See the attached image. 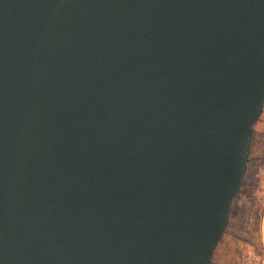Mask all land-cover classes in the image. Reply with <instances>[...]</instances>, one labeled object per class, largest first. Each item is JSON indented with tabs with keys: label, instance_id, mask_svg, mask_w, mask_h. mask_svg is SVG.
I'll return each instance as SVG.
<instances>
[{
	"label": "water",
	"instance_id": "1",
	"mask_svg": "<svg viewBox=\"0 0 264 264\" xmlns=\"http://www.w3.org/2000/svg\"><path fill=\"white\" fill-rule=\"evenodd\" d=\"M264 105V0H0V264H210Z\"/></svg>",
	"mask_w": 264,
	"mask_h": 264
},
{
	"label": "rangeland",
	"instance_id": "2",
	"mask_svg": "<svg viewBox=\"0 0 264 264\" xmlns=\"http://www.w3.org/2000/svg\"><path fill=\"white\" fill-rule=\"evenodd\" d=\"M210 264H264V110L253 126L243 179Z\"/></svg>",
	"mask_w": 264,
	"mask_h": 264
},
{
	"label": "trees",
	"instance_id": "3",
	"mask_svg": "<svg viewBox=\"0 0 264 264\" xmlns=\"http://www.w3.org/2000/svg\"><path fill=\"white\" fill-rule=\"evenodd\" d=\"M263 110H264V105H263V108H262V111H261V113L263 112ZM258 121V120H257ZM253 129V128H252ZM213 254V253H212Z\"/></svg>",
	"mask_w": 264,
	"mask_h": 264
}]
</instances>
